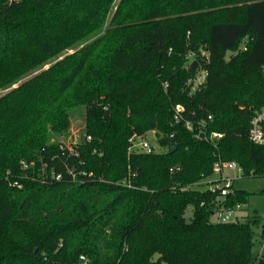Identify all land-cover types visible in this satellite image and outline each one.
I'll return each mask as SVG.
<instances>
[{"label":"trees","instance_id":"1","mask_svg":"<svg viewBox=\"0 0 264 264\" xmlns=\"http://www.w3.org/2000/svg\"><path fill=\"white\" fill-rule=\"evenodd\" d=\"M0 92V264H264L259 216L214 223L187 189L219 156L264 176V0H0Z\"/></svg>","mask_w":264,"mask_h":264},{"label":"built area","instance_id":"2","mask_svg":"<svg viewBox=\"0 0 264 264\" xmlns=\"http://www.w3.org/2000/svg\"><path fill=\"white\" fill-rule=\"evenodd\" d=\"M207 73L202 72L196 76L195 79H191L188 82V85L191 87V91L194 92L198 90L201 85L205 82ZM168 85H165V88H167ZM183 108L181 106L177 107V114L179 116V113L183 112ZM210 120L212 119V116L208 117ZM250 130H249V139L252 143L258 146H264V108L258 111L254 112V115L250 122ZM187 128L192 129V126L190 123H187ZM206 131L202 128H198V130L195 133V137L198 140H205L209 141V139H212L214 136H217V134L212 133L209 136L206 135ZM92 138L90 136H87V141H91ZM75 144V143H74ZM134 146L135 148H139L140 152L151 154L155 152V149L153 145L148 142L147 140L141 138L134 140ZM70 151H74L71 146H69ZM35 161H26L23 160L20 163L21 169L23 171H27L28 169L35 166ZM236 162H230V161H223L218 160L215 162L213 167L212 175L209 177H204L200 182L193 186L187 187V189H191L194 186H201L206 187L204 190L205 192H208L211 195V199L209 203L203 202L202 206L209 205L210 208L213 211V222L217 224H223V223H229L237 220H241L239 217V211L243 207L240 204H237L235 206L229 205L227 199L228 197L234 193V182L236 179H231L228 176L225 175V172L227 170H239L242 174L243 169L240 167ZM181 170V167H173L170 169V172L176 173ZM86 173H84L85 175ZM52 177L60 180L61 175L52 174ZM214 177H219L218 180H216ZM16 184V183H15ZM18 184V183H17ZM263 229H264V223H263ZM263 249V248H262ZM259 257L262 256V251L258 253ZM84 259V257H82Z\"/></svg>","mask_w":264,"mask_h":264},{"label":"rangeland","instance_id":"3","mask_svg":"<svg viewBox=\"0 0 264 264\" xmlns=\"http://www.w3.org/2000/svg\"><path fill=\"white\" fill-rule=\"evenodd\" d=\"M243 46H248L247 44ZM231 55V52H228L227 57ZM47 68V67H45ZM4 92H0V96ZM102 97L101 99H103ZM86 133V124H85V116H84V109L79 108L75 112H73L72 118V127L67 140H64L65 143L70 146L72 143L80 142L81 138ZM143 139L150 142L156 152H163L164 149L157 144V139L154 132H150L146 134ZM137 153L140 152L139 148H135ZM219 160H224L222 157L219 156ZM240 168V166L238 167ZM28 173H23L21 175L22 181L33 182L36 178H32L28 176ZM225 175L231 179H236L234 182V189L245 191L250 193L248 202L243 205L241 210L239 211V217L241 220H245L247 217H254L259 216L261 224L259 226L254 227L255 235L258 241L260 242L259 246L256 248V252L259 253L262 251V255L264 256V176H255L250 175L246 176L244 173L242 174L239 170H227ZM216 180L219 177H214ZM18 186V188H22L23 185H18L17 183L14 184ZM206 187L201 186H194V190H204ZM263 248V249H262Z\"/></svg>","mask_w":264,"mask_h":264}]
</instances>
